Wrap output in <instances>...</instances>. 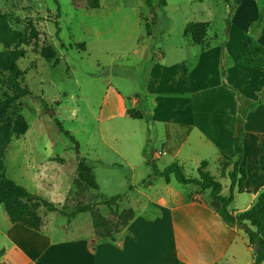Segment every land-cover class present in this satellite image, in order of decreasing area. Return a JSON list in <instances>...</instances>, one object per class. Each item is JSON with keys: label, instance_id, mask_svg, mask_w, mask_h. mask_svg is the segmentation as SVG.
<instances>
[{"label": "rangeland", "instance_id": "obj_1", "mask_svg": "<svg viewBox=\"0 0 264 264\" xmlns=\"http://www.w3.org/2000/svg\"><path fill=\"white\" fill-rule=\"evenodd\" d=\"M150 2L152 7L149 0H98L100 7L93 9V0H0L7 21L5 34L20 32L29 38L18 65L31 95L8 115L23 114L29 130L11 138L4 158L7 176L50 200L44 196L48 191L55 197L53 203L68 212L95 205L94 212L72 220L40 209L42 228L55 239L87 238L97 243L110 240L102 237L105 232L121 237L125 228L120 214L133 210V191L152 175L141 158L154 161L152 153L163 149V130L151 121L150 103L144 97L151 64L160 54L190 50L185 35L188 23L211 21L210 36L224 37L234 0H166L165 7L159 0ZM246 3L237 21L255 13L257 20L264 16V0ZM52 53L55 58L49 62L45 55ZM9 93L7 74L0 72V102ZM141 97L143 102L132 107ZM131 109L143 119L128 117ZM57 123L74 139L61 133ZM162 162L169 165L175 160L166 155ZM81 163L92 168L96 187L79 182ZM210 164L208 171L226 186L222 195L228 196L230 183L220 178L213 161ZM185 172L198 175L188 164ZM156 181L165 186L164 179ZM209 194L204 192L208 202ZM118 195L115 203H103L102 196ZM242 205L241 200L236 203ZM96 214L110 223L108 228L94 227ZM10 225L0 205V229L7 231ZM3 239L0 233V243Z\"/></svg>", "mask_w": 264, "mask_h": 264}, {"label": "crops", "instance_id": "obj_2", "mask_svg": "<svg viewBox=\"0 0 264 264\" xmlns=\"http://www.w3.org/2000/svg\"><path fill=\"white\" fill-rule=\"evenodd\" d=\"M246 5L242 2L231 13L224 37L210 36L211 21H203L208 24L204 43L193 44L188 37V52L160 54L152 62L144 97L150 103L151 121L163 130V149L152 153L160 170L168 166L162 162L167 155L184 169L188 164L197 170L202 161L209 166L213 161L220 176L222 153L238 159L237 94L255 102L264 94V71L237 62L246 35L264 46V23L257 25L256 13L237 21ZM222 46L228 54L224 66ZM141 102L142 97L134 100L132 107ZM244 127L247 180L244 192L234 189L229 207L234 215L249 210L264 192V102L248 114ZM148 159L144 155L141 165L149 166ZM129 165L135 171L136 166ZM157 179L161 178L152 172L133 191L134 218L121 237L97 243L87 238L55 239L44 227L36 231L11 223L7 231L0 229L4 236L0 264H255L245 230L226 225L207 203L206 191L182 185L173 175L163 187ZM221 179L230 183V194V179ZM52 188L55 194L56 187ZM47 192L44 196L55 201ZM239 200L243 205L236 207Z\"/></svg>", "mask_w": 264, "mask_h": 264}, {"label": "trees", "instance_id": "obj_3", "mask_svg": "<svg viewBox=\"0 0 264 264\" xmlns=\"http://www.w3.org/2000/svg\"><path fill=\"white\" fill-rule=\"evenodd\" d=\"M92 6L93 9L100 7L98 0ZM229 3V0H225ZM244 1L251 0H234L231 11L233 12L238 5ZM149 4H152L149 0ZM161 7L166 6V0H159ZM264 13V12H263ZM59 18V17H58ZM264 23V16L261 17L257 23L261 26ZM6 18L0 11V43L3 45V50L0 51V72L7 74V83L11 93L7 94L0 102V205L3 206L9 220L13 224H20L27 228L39 231L43 226L42 218L39 210L43 209L46 213H57L69 220L76 218L79 214L94 212L95 205H83L68 212L60 209L53 202L45 199L41 195L30 192L27 188L17 184L14 180L9 178L6 173L5 155L9 147L11 138L13 136L20 137L27 133L29 124L23 114L17 113L15 117L10 118L8 115L10 111L14 110L23 98L31 95L29 87L25 83V74L20 69L18 62L24 58L26 52L24 46L29 43L27 35L20 32H14L11 36L5 34ZM230 25V22L228 21ZM56 35L59 36L61 29L59 23H56ZM208 34V24L202 22H191L185 27V35L190 38L193 44H202ZM55 54L45 55L47 61H52ZM228 59V54L222 46V62ZM237 62L258 70L264 71V46L257 42L251 35H246L242 41ZM238 97V115L236 118V133L240 144V153L238 159L234 160L228 155L222 153L220 156V177H228L231 181L229 196H223V184L213 176L209 171V163L202 161L197 168V177H191L186 174L184 167L177 161L171 163L163 170H160L154 161H147L152 168L154 178H163L169 182L173 175L176 180L182 185H194L199 187L202 191H210L209 200L220 202L221 206L217 211L222 221L228 226L238 225L243 228L248 235L249 244L254 251V263L261 264L264 262V192L259 196L258 201L249 210L234 215L229 209L234 200V189L237 187L238 192H244V184L247 180L246 160L244 157L243 138L245 136V120L248 114L264 102V94L259 101H252L241 94ZM128 117L132 119H143L140 112L134 110L128 111ZM59 130L66 137L74 139L68 130H65L61 123H57ZM79 182L88 183L96 187L92 168L81 163L78 168ZM147 181H143V184ZM150 183V181L148 182ZM103 197L105 205L113 204L121 196H114L112 198ZM210 202L207 201L208 204ZM134 218L133 210H126L120 214V220H123V228H126L129 222ZM249 223L251 227L247 226ZM110 223L104 220L99 214L94 217V227L99 229L101 227L108 228ZM122 228V229H123ZM102 237L115 238L109 232L101 234ZM178 264H187L179 261Z\"/></svg>", "mask_w": 264, "mask_h": 264}, {"label": "water", "instance_id": "obj_4", "mask_svg": "<svg viewBox=\"0 0 264 264\" xmlns=\"http://www.w3.org/2000/svg\"><path fill=\"white\" fill-rule=\"evenodd\" d=\"M210 205L215 209V210H218L221 206L220 202L218 201H211L210 202Z\"/></svg>", "mask_w": 264, "mask_h": 264}]
</instances>
